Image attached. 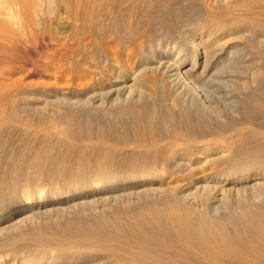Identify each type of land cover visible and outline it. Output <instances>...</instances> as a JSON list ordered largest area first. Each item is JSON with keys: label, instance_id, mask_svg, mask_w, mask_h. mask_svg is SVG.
<instances>
[{"label": "bare ground", "instance_id": "6f19581e", "mask_svg": "<svg viewBox=\"0 0 264 264\" xmlns=\"http://www.w3.org/2000/svg\"><path fill=\"white\" fill-rule=\"evenodd\" d=\"M169 2L0 0V56L4 55L5 61L12 58L16 65L20 63L19 67H23L24 61L35 54L34 48L47 52L51 49L49 46L57 42L61 45L60 54L72 62L62 69L61 65L53 66V61L59 57H48L53 61L40 63L43 71L52 70L54 73L61 68V73L56 74L65 77L76 68L80 69L82 77L90 79L86 89L87 103L82 104L85 108L80 107L82 102L79 99L77 103L70 99L75 97L73 88L68 92L53 90L50 95L55 100L40 97L41 102L37 104L25 102L20 105L19 99L24 100L27 96L22 80L27 74L34 73L28 71L14 80L9 70L0 66V219H6L4 226L0 225V249L21 241L23 237L24 232L10 234L8 227L12 226V229L13 225L16 226L14 223L33 219L34 215L54 213L59 218L62 215L60 225H63L56 228V232L55 228L52 229L57 236H62L61 241H54L55 237L53 241L48 239L50 236H45L46 233L44 238L40 235L38 241L39 246L49 248L51 245L52 250L57 248L60 254H53L49 249L53 255L38 256L30 261L29 254L25 253L27 250L9 248L7 255L14 260L21 258L22 264H85L82 263L84 258L97 255L94 263L104 264L99 252H110L111 264H264V209L257 211L243 198L249 192L256 201L264 194V181L253 180L264 177V144L258 140L264 138L261 121L256 123L249 119L233 127L226 126L227 123L226 127L220 126L222 124H216V121L200 124L201 120L184 125V118L182 124L181 114L175 112L158 119V104L155 101L148 103L151 96L149 100L146 97L151 95L147 85L154 80L160 85L165 82L169 85L168 81L174 86L179 83L184 86L190 80L211 77L224 54L230 53L229 48L212 44L220 34L214 27L226 31L232 24L264 28L261 16L264 14V0H210V15L215 17L210 16L213 19L207 22L208 29L191 33L193 37L189 40L188 52L176 45L162 46L154 41L159 44L155 47L151 43V22L161 18L160 10ZM59 11L64 13L60 17L66 18L69 25L55 36L49 20ZM221 13L223 18H216ZM198 34L207 37L197 42L195 37ZM260 49L264 54V46ZM188 61H191L190 66H186ZM108 103L118 106V117L124 115L126 119H119L121 122L115 119L116 123L109 125L105 124L106 121H96L92 114L93 119L89 114V117L83 115L86 119L82 116L88 107L84 104L91 107L90 112H95L108 109ZM260 104L264 109V103L261 101ZM107 109L105 112L109 113L110 108ZM223 142L232 148L230 158L236 163L233 165L237 170L235 179L247 181L246 187H241L246 189L244 191L235 180L226 178L229 176L224 175L226 172L224 177L216 175L214 171L217 170H205L207 162L219 152ZM226 155L227 152L223 156ZM176 170L196 172V176L187 182L184 177L178 187L176 183L173 187L166 181V174L170 172L172 176ZM179 177L182 179L181 175ZM49 195L58 199L54 203H51L53 200L47 202L46 196L47 200L51 199ZM231 195L238 200L232 203L235 204L233 210L228 215L227 211L226 216L219 214L225 209L222 208L223 200ZM201 196L204 200L201 199L203 203L198 206ZM242 198L245 201H241ZM124 199L132 204L151 202L136 208ZM26 200L29 201L25 207ZM124 202L133 208L123 213L116 209L118 213L113 214L108 210V214L99 215V220L89 219V216L88 219L80 217L61 221L95 205L110 203V208L112 204ZM36 220L38 222V218ZM39 220L42 224L48 221ZM55 226L58 227V223ZM116 242L128 247L121 251L114 247ZM5 257L0 255V264L7 263L8 257Z\"/></svg>", "mask_w": 264, "mask_h": 264}, {"label": "rangeland", "instance_id": "374dc122", "mask_svg": "<svg viewBox=\"0 0 264 264\" xmlns=\"http://www.w3.org/2000/svg\"><path fill=\"white\" fill-rule=\"evenodd\" d=\"M208 4H209V6H208ZM167 7L160 10L159 18L161 17L162 19L161 18L158 20L156 19L155 22H154V20L151 22V27H152L151 39L153 41V42L151 41V43H153L155 47H158L159 44L162 46L166 45V44L172 45V46L176 45L180 49H183L184 51L188 52V51H190V46H188L190 43L189 40H191L193 37V34H191V33L194 30H199V29H203V28H204V30L208 29L207 28V26H208L207 22H211L210 20H212L215 17L213 15H210V12L212 11V10H210L212 8L210 0H170L169 5ZM254 9L260 10L259 8H254ZM60 11L63 12L62 10H60ZM60 11L56 12V15H54L55 17H52L51 20H49V21H51L50 22L51 26L48 23L49 26L51 27V29L52 28L54 29V30L52 29V31L54 32L53 35H55V36H58L60 31L65 30L67 28V26L69 25V22L67 23L66 18H64L62 16L60 17L61 14H64V13H60ZM260 11H262V9ZM58 13H60V14H58ZM57 15H59L60 18L59 17L58 18L60 20L57 18ZM210 16H213V18ZM223 16H224V14L221 13L219 15H216V18H219V17L223 18ZM261 16H262V18H264V14ZM59 22H61L60 25H59ZM65 22L67 23V25H65L66 24ZM152 24H154V26ZM231 26L232 27L227 31L222 30L219 27H214L215 30H217L218 33H220V34H219V36H217L213 39L212 44H216V46H218L220 48L221 47H227V48H229L228 50L230 51V53H229V55L224 54L223 60H221L219 65H217L216 69L213 70L214 73L211 77L210 76H205V78L203 77L205 81L203 80V78H200L199 80L197 79L194 81L190 80L191 82L189 81L190 83L188 82L189 84L187 83L186 85L184 83V86H183V83H181V84L179 83L176 86H174L171 83H169L168 81H167V83L169 85H167L166 82L164 83V85H162V84L160 85L159 81L157 82L155 80L154 81L151 80L152 81L151 84L147 85V90L149 92L151 90V93H150L151 95L146 96V97H148L147 98L148 100L151 98V100H149L148 103L151 101V104H152L155 101V103L158 104V107L160 109L159 110L160 117L157 116L158 119L161 118V116H163V115H164V117H166L167 114L169 115V113L175 112L177 115H178V113H179V115L181 114L180 115V119H182L181 123L183 124L185 121L184 125H188V123H190L189 125H193L198 120H201V121H199L200 124H205V123H209V122H213V123L217 122L216 124H219V123L222 124V125L219 124L220 126L233 127V126L238 125L239 123L241 124L245 120L250 119V120L256 121V123L258 121L259 122L261 121L259 124L262 123L261 125L264 127V123H263L264 122V109L262 107L263 105L260 104L261 101L264 103V54H261L262 52L260 49V47L264 46V41H261V39L263 40V38H264V28H259V27H255V26H248L246 24L245 25L244 24H232ZM155 27H156V30H155ZM157 27L158 28L160 27L161 30H160V28L158 29ZM162 27H164V29H167V30H164ZM162 30L165 31V32H162L163 34L160 32ZM219 30H221V32ZM206 37L207 36H202L201 34H198V36L195 37V40L198 42L200 40L206 39ZM154 41H156L159 44L155 43ZM71 42H73V41H71ZM54 44L52 47L49 46V48H51V49H47V52H46V49L44 50L46 53H42V52H44L43 50L36 51L35 48L34 49L32 48L35 51L34 52L35 54L33 56H31L30 59L28 57L26 59V62L24 61L25 64L22 63V65L24 64L23 67H19V66H21L20 63H19V65H16L17 63L14 62L15 60H13L12 58H6L7 60L8 59H10V60L5 61L4 55L2 57L0 56V60H1L0 63L2 64V65L0 64V66L1 67L3 66L4 68L8 69L9 74H11V76L12 75L14 76V77L12 76L14 78V80L18 79L21 75L23 77L26 74V72L28 73V71L29 72L32 71L34 73V74L29 73L26 75L25 78H23V80H22L23 85L26 87L25 88L23 86L25 88L24 91H25V93L27 92L26 94L25 93L24 94L27 96H26V98H24V100L19 99L18 104L21 105V104H24L26 102V104L30 103V104L34 105V104H37L38 102H41L40 101L41 98H45V97H47V99H49V100H51V99L55 100L56 98L54 96L50 95V94H52L51 92L53 90H58L61 92H63V91L68 92L71 88H73L76 90L75 92H72L75 97L70 98V99L76 101V103L79 99L82 103L79 104V102H80L79 101L78 104L80 105V107L82 106L83 108H85L82 104H83V102L87 103L86 89H88V87L90 85V83H89L90 79H89V77H85V76L82 77V75L79 73L80 69L76 70V68L73 70V72H75V73L71 72L68 75H66L65 77L63 76L64 74L61 75L60 74L61 68L64 69L66 67V65H68L72 61H67L65 56L60 54L61 51H59V48H61V45H59L57 42H55ZM51 50H52V52H51ZM99 53H100V50L97 51V56H99ZM46 56H47V59H46ZM48 57H52V59H53V57L54 58L59 57L60 60L57 58L58 60L56 59V61H53L51 59H48ZM61 57L64 60H62ZM2 58H3V60H2ZM75 59L76 58H74V62H76ZM96 59L98 60V57ZM50 60L54 62L53 66L58 65L56 67H60V65H61V68H59L57 70V72L53 73L52 70H48L49 72L52 71V73L51 72L49 73L48 71L47 72L43 71L42 67L40 66V65H42L40 63H44L45 61L47 63ZM61 60H62V62H61ZM190 64H191V61H188L186 66H190ZM31 65H33V66H31ZM64 65H65V67H64ZM16 66H18L19 68ZM58 72H60L59 73L60 75L56 74ZM28 75H30V76H28ZM71 75H73L72 79H71ZM58 76H59V78H58ZM206 78H208V79H206ZM66 80H68V81H66ZM68 83H70V84H68ZM162 86H165L164 87L165 89ZM160 88L161 89L163 88L164 90L163 89L161 90ZM29 96H30V98H29ZM149 96H151V97L149 98ZM146 97H145V99H146ZM258 98L260 100H258ZM190 100L192 101L191 103H190ZM144 101H145V104H147V100H144ZM201 101H203V102H201ZM60 103H62V102H60ZM63 103H65V102H63ZM202 103H204L205 105ZM112 104H114V103H112ZM84 105L86 107L88 106L86 108V111H89V113L88 112L86 113V111L83 110L82 116L86 115L87 117H89V115L91 116V114H92V116L95 118L96 121L99 119L98 122L102 121L104 123V121H106L105 124L108 123L109 125H111V123L114 124L118 121L121 122V120H119V119H122V121H124L123 119H126L124 117V115H122V114H121L122 118L118 117L119 116V114H118L119 108H117L118 107L117 104H116L117 107H115L114 105H113L114 106L113 107V106H110L111 102H110V105L108 103L109 107L108 106L107 107H108V109L110 108V110H109L110 114L108 112H105V110L107 108L103 111H100V110H96L95 112L92 111L94 114L96 113L95 116L92 112H90L91 107H89V105H87V104H84ZM205 106H207V107H205ZM189 109H190V111H189ZM232 109H234V111H232ZM84 111H85V113H84ZM105 113H107V115ZM207 113H209V114H207ZM97 115H98V117H97ZM105 115L107 116V118ZM110 115H111V119H113V120L109 119ZM86 116H83V117H85L84 119L87 118ZM92 116H91V118H92ZM100 117H101V119H100ZM182 117L184 118V121H183ZM200 118H202V119H200ZM115 119H116V122H115ZM188 119H190V120L192 119V120L190 122H188L189 121ZM158 121H160V120H158ZM226 123H227V125H226ZM245 131L248 132L249 130L246 129ZM263 139L264 138H262V137L258 138V140L261 144H264ZM226 147H228L229 149H227ZM229 151H230V153H229ZM226 152H227L228 156L227 155L223 156V155H225ZM231 154H232V148L228 145V143L223 142L222 147L220 148L219 152L216 155L211 156L212 159H210V161L207 162V165H209V166H207L205 164L206 165L205 170L208 171L209 168H210L209 169L210 172H211V169H212V172L214 170H217V172L214 171V173H216V175H218V176L229 175L227 177L226 176H224V177L229 178V180H231V181L235 180L237 186H239L240 189H242L241 191H244L246 189L241 188V187H244L247 184V181H239V179H235V178H237V176H236L237 170L234 168L236 163L234 162V160L232 158H230ZM230 164H231V166H229ZM255 170H257V169H255ZM230 171L233 173H231ZM177 172L180 174H178ZM184 172L185 173H183L182 171L179 172V170H176L175 173H173V175H172L174 177H172L171 176L172 173L169 172L166 174V176H167L166 181L167 182L169 181L170 185L172 184V186L173 185L175 186V183H176V185L177 184L180 185L179 183L180 182L182 183L185 179L186 180L184 182H187V180L189 178L196 176V172L194 174L193 173L191 174V172L190 171L188 172V170H185ZM224 172H226V173L223 175ZM169 174H170V176H168ZM184 174H185V176H184ZM180 175H181V178L183 180L179 179ZM198 175H199V173H198ZM188 176H190V177H188ZM184 177H185V179H184ZM263 179H264V177L262 176L260 178H254L253 180L264 181ZM237 180L239 181V183H237L238 182ZM178 185H177V187H178ZM247 194H248L247 196L249 198L247 196L243 197V198H246L248 201H250L249 204L251 206H255L257 211H258V209L260 210V208L264 209V198H262L264 196V194L262 197H260V199L256 198L255 199L256 201H254V199H252V196H251V194H249V192ZM233 196H235V195H231L232 198L230 196L226 197L225 198L226 200L224 199L225 201L223 200L224 206L222 208L223 209L225 208V209L222 210L219 214L222 213L221 215L224 214V216H226L225 214L227 213V211H229L227 213V215H228L233 210L232 205L235 206V204H232V203H234V200L236 199V196H235V198ZM49 197L51 198V199H48L49 201L47 200V196H46L45 200L47 202H51L53 200L51 203H54V200L56 201V199H58L56 196L51 197L49 195L48 198ZM203 198H204V196L202 198H200V197L198 198V202H199V203L197 202L198 206L202 205V203H203L202 200H204ZM243 198L240 200L245 201V200H243ZM227 200H228L229 204L227 203ZM26 201L23 203L25 205V207H26V205H28L29 200L27 201V203H26ZM124 201L126 202L127 199H124ZM147 201H150V200H147ZM147 201L139 202V203H135V204L134 203L132 204L129 201H127V202H129L132 206L136 205L135 207L138 208L137 206H141V204H143ZM235 201L237 202L238 200H235ZM251 201H252V203H251ZM125 202H124V204L123 203H118V205L114 204V206H119L116 208L113 206V204H112L113 207L111 206L109 208L108 206H110V203L105 204L103 206L102 205H99V206L95 205L94 207L95 208L97 207V209H94V207L92 209L87 208L86 210L77 212V213H80V215L79 214L77 215V213H74L75 215H73V217H72L71 216L72 214H70L67 217H65L64 219L62 218L61 221L64 222V221H69V220H75V219H78L80 217L81 218L87 217L86 219H88L89 216H90L89 219L92 218V220H97L98 217L100 218V216L102 215L103 212H105V213L107 212L106 214H108V212L110 211L111 213L109 212V214H113V212L115 213V211L117 209L118 211L121 210V212L123 213V211L125 212V211L133 208V207L129 208L130 207L129 203L125 204ZM200 203H201V205H199ZM119 204H121V205H119ZM106 205H107V211H106ZM225 205L226 206L229 205V206H231V208L229 209L228 206L226 208ZM259 206H261V207H259ZM104 208H105V210H103ZM25 210H27V208ZM90 210L92 212H90ZM225 210H226V212H225ZM261 211H263V210H261ZM22 213L26 214V212H22ZM81 213H83V214H81ZM89 213H90V215H89ZM197 213H199V212H197ZM46 215H48V217H46ZM37 216H39V217H37ZM51 217H52V219H51ZM61 217H62V215H60V218ZM37 218H38V222L36 220ZM39 218L41 220H44V221L48 220V221H47V223L43 222V224H42V221H40ZM60 218H59V215L56 214V216H55L54 213H51V215L45 214V216L44 215L43 216L42 215H34L33 219L28 218L29 219V220L27 219L28 221L25 220L22 222L14 223V224H16V226L13 225L14 228H12V229H10L12 226L8 227L9 229L7 228L8 229L7 231H9V233L10 232L14 233L16 231L24 232L23 233L24 235L22 234V236H23L22 239H24V240L21 239V241H19V242L17 241L13 245H6V246L2 247L0 249V253H1L0 255L6 256L5 258L8 257V259L6 260L8 264H19V263L22 264L21 258H17L16 260H14L13 257H11V255L10 256L7 255V251L10 250L11 248H17L20 251H22V250L26 251L27 250L25 253L29 254L28 258L30 261H32L33 259L35 260V258L38 256H43V255L50 256L53 254H60L61 251L59 249L53 247L55 249V252H54V249L52 250V248L50 247L51 245L48 248L47 245H46V247H43L40 245L41 246L40 247L38 244V241L40 240L41 236H43V238H44L46 235L50 236V237H47L48 239H52L55 237L54 241L57 239H59V241H61L62 236L58 235L59 236L58 237L57 234H55V232L57 231L56 228L59 229V227L61 228L63 226V225H60V224H62V223H60ZM32 220H33V222H32ZM31 222H32V224H31ZM56 222L59 225L58 227L55 226V225H57ZM5 223H6V219H0L1 227H2V224L4 226ZM33 224H34V226H33ZM37 225H39V226H37ZM31 226H33V227H31ZM41 227H43V228H41ZM53 228H55V229H53ZM40 229H41V231H40ZM52 229L55 232H53ZM66 230L68 231V229H66ZM5 232H6V229H5ZM51 232H53V233H51ZM44 233H46L45 236H44ZM4 234L7 235L8 232H6ZM51 235H53V236H51ZM37 236L38 237L40 236V237L38 238ZM34 237H37V238H34ZM30 238H31V240H32V238H34L35 241L37 239V242H35L34 240L33 241L29 240ZM52 241H53V239H52ZM31 242H33L35 244H32ZM28 243L32 244V245L29 244V246L31 247V250H30L31 253H30V251H28L29 248H27ZM121 243L116 242L114 247L116 246L121 251H122V248L126 249L128 247V246L121 244ZM119 245L121 248L119 247ZM9 246H11V247H9ZM39 247L41 250L44 249L43 253L41 252L40 249H38ZM45 249L47 251H45ZM49 249L53 254H51ZM57 250H59V251H57ZM1 251H3V254ZM135 251H139V250L135 249ZM44 253H46V254H44ZM99 253H100L99 255H101V257L103 256L102 258H104V261H103L104 264L113 263L112 262L113 259H111V261H110V258H113L111 256L112 254L110 252H109L110 254L105 253V252H103V253L99 252ZM22 254H24V253H22ZM95 258L97 259V255H96V257L94 256V258L93 257L84 258V261H82V263L95 264L94 263ZM107 262H109V263H107ZM79 264H81V262Z\"/></svg>", "mask_w": 264, "mask_h": 264}]
</instances>
